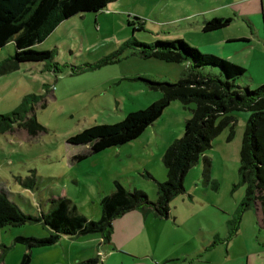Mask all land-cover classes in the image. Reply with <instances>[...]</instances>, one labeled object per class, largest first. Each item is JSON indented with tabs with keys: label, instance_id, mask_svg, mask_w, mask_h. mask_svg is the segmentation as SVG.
<instances>
[{
	"label": "rangeland",
	"instance_id": "obj_1",
	"mask_svg": "<svg viewBox=\"0 0 264 264\" xmlns=\"http://www.w3.org/2000/svg\"><path fill=\"white\" fill-rule=\"evenodd\" d=\"M244 1L114 0L99 11L61 20L32 45L49 50L50 59L20 62L0 74V114L10 113L34 94L37 101H30L26 116L33 114L43 128L33 136L16 127L0 134V192L31 216L45 212L49 198L65 197L77 213L92 220L99 217L98 199L111 191L113 180L128 190H143L153 201V180L165 179L161 155L182 134L192 103L183 106L171 100L137 137L97 152L66 140L86 127L118 122L127 112L157 100L160 90L145 81L174 82L186 63L142 58L130 54L136 50L124 49L117 62L77 74L71 70L112 53L130 38L142 42L179 38L206 53V45H215L216 33L202 32L201 22L223 13L213 12L211 5L231 2L234 6L226 11L233 15V23L228 28L236 30L241 23L245 26ZM13 51L11 42L0 47V63ZM231 114V134L223 128L186 171L183 191L168 202V216L146 214L147 221H162H156L161 225L155 230L147 227L157 239L146 244L150 248L144 256L117 250L115 260H105L103 254L97 255L105 251L98 233L59 235L50 245L28 248L13 238H39L49 229L40 221H26L0 229V264H18L24 253L29 254L27 264H73L93 258L97 264H264V225L253 205L242 207L244 185L237 173L248 112ZM77 154L84 156L76 160ZM21 181L32 183L24 187Z\"/></svg>",
	"mask_w": 264,
	"mask_h": 264
},
{
	"label": "trees",
	"instance_id": "obj_2",
	"mask_svg": "<svg viewBox=\"0 0 264 264\" xmlns=\"http://www.w3.org/2000/svg\"><path fill=\"white\" fill-rule=\"evenodd\" d=\"M111 1L114 0H0V47L8 42L14 47L13 53L0 63V74L13 70L20 62L50 59L49 50H36L32 45L42 41L61 20L78 12L99 11ZM228 21L229 18L220 17L205 19L202 30L221 28ZM127 23L132 24L130 21ZM124 49H134L136 51L130 54L142 58L185 62L186 67L174 82L145 81L151 88L160 90L161 96L157 100L141 109L127 112L118 122L86 127L66 141L87 144L89 152H97L137 137L171 100H178L183 106L192 103L194 106L183 122L182 134L161 155L165 179L153 180L156 198L150 201L143 190H128L113 180L111 191L98 199L99 217L92 220L77 213L65 197L49 198L46 211L31 216L0 192V229L26 221H40L49 229L47 235L39 238L17 235L13 238L28 248L50 245L59 235L88 233H98L101 242L108 243L111 221L126 211L139 210L143 215L151 212L155 218H166L169 200L183 191L182 181L186 171L223 128L228 127L231 134L234 124L231 113L234 111L248 112L238 154L237 173L244 185L241 205L243 208L253 205L260 223L264 225V80L255 88L241 86L235 80L245 74L243 66L223 57L202 53L179 38L153 42L130 38L112 53L72 69L71 73L117 62ZM213 68L218 70V75L213 73ZM37 98V95L30 94L10 113L0 114V134L15 127L23 129L30 136L42 131L33 114L26 116L31 102H36ZM83 156L77 154L74 158L79 160ZM31 183L20 182L24 187H30ZM28 261L29 254L24 253L18 264H27ZM73 264H97V260L86 259Z\"/></svg>",
	"mask_w": 264,
	"mask_h": 264
},
{
	"label": "crops",
	"instance_id": "obj_3",
	"mask_svg": "<svg viewBox=\"0 0 264 264\" xmlns=\"http://www.w3.org/2000/svg\"><path fill=\"white\" fill-rule=\"evenodd\" d=\"M211 6L209 9H215L213 12H223L214 13V17L229 18V21L221 28L210 30L216 33L213 36L215 42L212 40L215 45H206V53L218 55L243 66L245 74L239 77L237 84L253 87L261 83L264 80V0L244 1L242 20L245 26L241 23L236 30L228 28L230 23H233L231 21L233 15L226 11L228 7L234 6L231 2H221ZM201 31L209 32L203 31L202 26ZM229 42L233 44L228 46ZM145 216L139 210H129L111 221L109 242H101L105 251L100 254L104 255L105 260L111 257H113L112 261L115 260L114 253L117 250L144 256L149 247L146 244H154L157 239L156 235L147 232V227L150 226L155 230L156 225H161V222L156 221H162L160 219L147 221ZM99 239L101 240V237Z\"/></svg>",
	"mask_w": 264,
	"mask_h": 264
},
{
	"label": "built area",
	"instance_id": "obj_4",
	"mask_svg": "<svg viewBox=\"0 0 264 264\" xmlns=\"http://www.w3.org/2000/svg\"><path fill=\"white\" fill-rule=\"evenodd\" d=\"M99 256H100V253H99Z\"/></svg>",
	"mask_w": 264,
	"mask_h": 264
}]
</instances>
